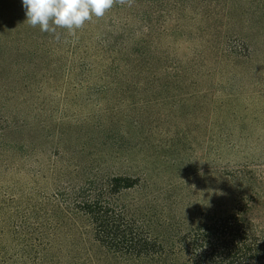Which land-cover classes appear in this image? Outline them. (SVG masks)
Listing matches in <instances>:
<instances>
[{"label": "rangeland", "instance_id": "374dc122", "mask_svg": "<svg viewBox=\"0 0 264 264\" xmlns=\"http://www.w3.org/2000/svg\"><path fill=\"white\" fill-rule=\"evenodd\" d=\"M138 2L136 60L151 67L147 81L143 76L137 80L134 95L103 100L89 94L87 106L82 101L88 94L82 92L68 113L77 115L67 121L60 119L67 84L58 78L52 103L44 106L52 118L48 135H22L35 142L30 153H39L43 164L26 155L5 153L0 158V199L3 193L16 195L0 210V264H142L100 246L84 220L76 221L64 204L43 197V192L52 193L51 183L67 192L65 188L89 175L66 167L74 162L73 146L89 141L98 148L91 171L100 164L107 173L137 168L136 175L144 174L146 183L123 194L120 202L154 208L152 213L145 210L146 219L155 213L181 215L187 224L188 218L197 220L209 210H231L237 197L249 199L252 191L257 193L251 202L253 219L264 226V0H149L147 8ZM110 18L104 17L103 26ZM25 21L22 0H0V32L5 34L0 57L10 50L11 58L6 57L14 59L10 32L29 41V36L47 35ZM3 58L0 85L12 78L8 58ZM73 86L68 84L69 94ZM7 115L0 106V127L11 124ZM86 115L91 125L70 121ZM89 159L84 156L80 162L90 164ZM53 161L65 167L55 173ZM241 165L256 174H242L245 178L238 180L218 173H236ZM13 181L18 183L16 193L5 186ZM168 183L169 190L164 187ZM175 235L167 229L163 238ZM183 258L173 264H186Z\"/></svg>", "mask_w": 264, "mask_h": 264}, {"label": "trees", "instance_id": "16d2710c", "mask_svg": "<svg viewBox=\"0 0 264 264\" xmlns=\"http://www.w3.org/2000/svg\"><path fill=\"white\" fill-rule=\"evenodd\" d=\"M140 1L144 2L145 8L148 7L149 0ZM137 2L135 0L131 7L115 5L105 14L106 17L112 16L106 26H103L105 16L99 19L93 17L91 22L77 30L76 37L61 32V39L57 41L52 34L46 33L45 37L48 38L32 35L28 37L29 41L10 32L14 59H9L10 50H4L0 58L9 57L8 68L12 78L0 85V106L5 115L8 113L6 122L11 124L0 127V158L5 153L11 156L26 155L29 158L35 157L40 166L43 164L39 153V156L30 153L37 148L35 142L22 139V135L25 132L34 133L35 136L46 132L48 135V121L52 118L44 112V106L52 103L58 78L62 79V84L65 78L64 84L74 85L71 94L66 86L61 95L60 112L63 116L60 119L67 121L71 115H77L68 113L76 107L77 98H82V92L88 94L87 99L82 101L87 106L91 103L89 94H98L103 100L114 96L134 95L138 90L137 80L143 76L147 81L151 67L139 64L136 60L133 26ZM3 37L5 34L0 32V44ZM77 76L81 77L79 81L75 80ZM40 94L42 96L39 99ZM38 116H42V120H38ZM72 117L70 121L75 124H92L89 115L82 120L78 116ZM14 133L19 134L18 137H12L11 134ZM90 143L73 146L70 158L74 162L66 166L73 171H88L89 175L84 181L76 180L71 189L65 188L67 192L61 191L62 186H53L51 183L50 186L54 187L51 188L52 193L47 195L43 192V197L50 199L53 204H64L73 212L76 221L84 220L91 229L94 241L100 246L142 264H173L181 257H184L186 264H264V226L256 223L252 216L251 202L254 201L256 192L251 191L249 199L244 200L243 195L237 197L235 206L227 212L209 210L197 220L188 218L187 224L181 215L167 217L155 213L150 219H146L145 210L152 213L154 208L146 206L144 209V203L140 202L135 206L120 202L123 194L146 183L144 174L136 175L134 172L137 168H130L120 174L107 173L100 164L91 171L95 164L92 160L97 159L98 148L93 149ZM131 149L135 150V147ZM84 156L90 158V164L80 162ZM64 167L59 166L58 161L51 164L55 173ZM241 167L236 173H218L242 180L257 172L248 170L245 165ZM2 172L8 174L4 170ZM242 174H246L245 177ZM42 178L45 179L43 176ZM7 184V190L14 193L19 190L15 181ZM43 184L49 185L48 181ZM0 187L4 188V185L1 184ZM164 187L169 190L172 184H165ZM36 194L38 196V192ZM12 195L14 196L9 197L6 193L1 194L0 204L3 208L0 210L4 211L7 198L11 201L16 198L15 194ZM58 211L62 212V208ZM157 215L160 216L155 217ZM52 217L54 214L51 219ZM153 227L164 232L173 229L176 235L171 240H164V232L158 230L159 232L154 233Z\"/></svg>", "mask_w": 264, "mask_h": 264}, {"label": "clouds", "instance_id": "9594fccd", "mask_svg": "<svg viewBox=\"0 0 264 264\" xmlns=\"http://www.w3.org/2000/svg\"><path fill=\"white\" fill-rule=\"evenodd\" d=\"M135 0H22L26 23L41 32L49 33L59 41L66 30L71 37L77 36L93 17L103 18L115 5L131 7Z\"/></svg>", "mask_w": 264, "mask_h": 264}]
</instances>
